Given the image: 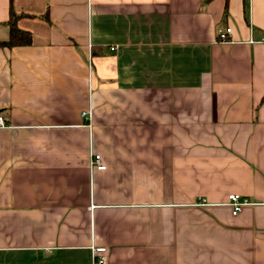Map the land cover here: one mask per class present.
I'll list each match as a JSON object with an SVG mask.
<instances>
[{
	"label": "crops",
	"instance_id": "1",
	"mask_svg": "<svg viewBox=\"0 0 264 264\" xmlns=\"http://www.w3.org/2000/svg\"><path fill=\"white\" fill-rule=\"evenodd\" d=\"M224 8L0 0V264H264V0Z\"/></svg>",
	"mask_w": 264,
	"mask_h": 264
},
{
	"label": "built area",
	"instance_id": "2",
	"mask_svg": "<svg viewBox=\"0 0 264 264\" xmlns=\"http://www.w3.org/2000/svg\"><path fill=\"white\" fill-rule=\"evenodd\" d=\"M231 34V28L224 27L218 28L216 30V38L218 42H226ZM85 117L86 113H82ZM0 125H4V120L0 117ZM92 162L95 165L97 170H104L105 166L100 162L99 156H94L92 158ZM228 203L232 208V215H236L242 206L248 205L249 203L246 200L241 199L238 195H230L228 197ZM105 252L104 248H96L92 250V259L94 264H104V256L103 253Z\"/></svg>",
	"mask_w": 264,
	"mask_h": 264
},
{
	"label": "trees",
	"instance_id": "3",
	"mask_svg": "<svg viewBox=\"0 0 264 264\" xmlns=\"http://www.w3.org/2000/svg\"><path fill=\"white\" fill-rule=\"evenodd\" d=\"M228 0H225V10L227 8ZM17 17L10 14V17L7 21V26L9 27V38L6 42L0 43L3 47H15V46H27L30 45L32 40L28 32L20 30L17 27Z\"/></svg>",
	"mask_w": 264,
	"mask_h": 264
}]
</instances>
